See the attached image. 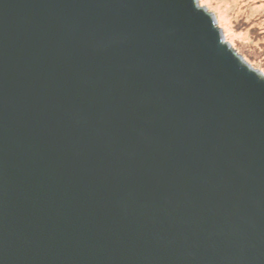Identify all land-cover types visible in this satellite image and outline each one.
<instances>
[{"label":"water","instance_id":"95a60500","mask_svg":"<svg viewBox=\"0 0 264 264\" xmlns=\"http://www.w3.org/2000/svg\"><path fill=\"white\" fill-rule=\"evenodd\" d=\"M0 264H264V74L198 0H0Z\"/></svg>","mask_w":264,"mask_h":264},{"label":"rangeland","instance_id":"374dc122","mask_svg":"<svg viewBox=\"0 0 264 264\" xmlns=\"http://www.w3.org/2000/svg\"><path fill=\"white\" fill-rule=\"evenodd\" d=\"M215 16L224 38L253 68L245 55L258 57L264 43V0H198ZM244 53V54H243ZM260 60V58L258 57ZM261 61V60H260Z\"/></svg>","mask_w":264,"mask_h":264},{"label":"trees","instance_id":"16d2710c","mask_svg":"<svg viewBox=\"0 0 264 264\" xmlns=\"http://www.w3.org/2000/svg\"><path fill=\"white\" fill-rule=\"evenodd\" d=\"M258 57L260 58L261 61L258 59ZM258 57H254L250 54L245 55V58L247 59V61H249L254 66H257L258 68H260L261 70L264 71V43H263L262 48L260 49V53H259Z\"/></svg>","mask_w":264,"mask_h":264}]
</instances>
